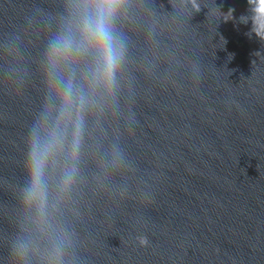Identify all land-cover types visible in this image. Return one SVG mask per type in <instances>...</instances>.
<instances>
[{"label": "water", "instance_id": "1", "mask_svg": "<svg viewBox=\"0 0 264 264\" xmlns=\"http://www.w3.org/2000/svg\"><path fill=\"white\" fill-rule=\"evenodd\" d=\"M78 2L0 0V264H42L51 246L23 201L26 161L68 83L85 100L79 150L73 162L69 124L47 173L66 264H264V41L250 0H127L111 92L91 87L89 57L47 68Z\"/></svg>", "mask_w": 264, "mask_h": 264}, {"label": "clouds", "instance_id": "2", "mask_svg": "<svg viewBox=\"0 0 264 264\" xmlns=\"http://www.w3.org/2000/svg\"><path fill=\"white\" fill-rule=\"evenodd\" d=\"M252 32L264 41V0H250ZM127 7V0H79L74 7L72 19L63 31L49 44L47 68L55 74L62 66L74 62L79 57L92 60L90 84L93 89L113 91L117 86L118 74L124 63V45L114 30V23ZM232 14L223 16L228 17ZM227 21V19H223ZM247 23L248 18L242 17ZM59 108L55 118L49 123L44 117V125L32 130L26 169L28 182L23 190V201L26 207L34 208L38 216V225L52 231L50 248L41 256L42 264H66L64 249L68 244L66 234L51 228L47 222L50 192L47 180L49 167L63 151L67 127L73 128L71 159L76 160L79 150L80 132L83 126L82 112L85 105L83 97L74 99L71 83L63 85V92L58 96ZM76 169L66 168L57 185L59 196L67 194L72 187ZM146 243V238H141ZM28 243L21 241L18 255L25 258Z\"/></svg>", "mask_w": 264, "mask_h": 264}]
</instances>
